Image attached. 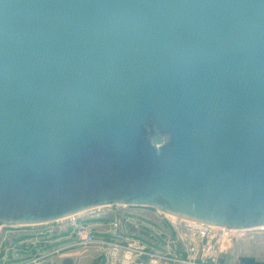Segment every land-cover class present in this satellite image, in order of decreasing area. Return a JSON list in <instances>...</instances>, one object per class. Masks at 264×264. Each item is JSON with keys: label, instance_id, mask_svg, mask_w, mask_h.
I'll return each mask as SVG.
<instances>
[{"label": "water", "instance_id": "water-1", "mask_svg": "<svg viewBox=\"0 0 264 264\" xmlns=\"http://www.w3.org/2000/svg\"><path fill=\"white\" fill-rule=\"evenodd\" d=\"M111 205L264 226V0H0V226Z\"/></svg>", "mask_w": 264, "mask_h": 264}, {"label": "rangeland", "instance_id": "rangeland-1", "mask_svg": "<svg viewBox=\"0 0 264 264\" xmlns=\"http://www.w3.org/2000/svg\"><path fill=\"white\" fill-rule=\"evenodd\" d=\"M137 208L140 207L111 205L87 211L85 214L74 217V220L67 217L57 222L58 226L52 230L54 231L53 234L48 232L46 234H32L28 236V238L32 237V239L39 241L36 242L33 240L26 242L28 247L36 249L34 254L23 250L11 251L7 253V260L5 262L2 261V264L25 262L33 259L32 256L36 257L42 255L43 251L55 248L57 249L50 254L49 258L51 257L56 262H60L65 256H73L77 259V264H105L103 254L98 247L77 244L78 237L75 235V232L78 227L86 225L94 226V234L96 237L107 239H121L119 234L112 232L114 228L111 225L113 223L118 224V227H116L117 232L118 229H121L120 227L122 224L124 226L127 225L128 229L125 230V235H127L128 239L142 242L161 251L163 250L164 241L163 238L159 236L157 230L163 232L162 225L159 223L164 222L162 220L163 218L179 229L182 241L177 246V249L183 253L182 257L184 258L188 256L187 247L192 239L194 245L198 247V251H194V258L198 259V261L208 262V264H264V231L257 229L237 231V234L233 237L231 236L230 239L226 241H222L221 236L217 234L213 239L210 238L209 243L206 238L201 240L200 237L195 236V232L194 237H192L188 228L189 221L185 219L175 218V220L164 216L156 218V216L152 214V212H155L154 209L148 211L139 210ZM137 220L142 223L139 228L136 227V224L140 223ZM50 223H45L43 226L39 225L38 228L47 225L51 226L52 224ZM165 223L169 228L171 227L167 222ZM20 227L21 231L35 230L33 227ZM17 228L19 227L3 226V233L0 235V241H4L2 251H5L7 248L5 242H10L16 237L15 235H17V233H9L7 230H16ZM61 229L64 231H61ZM150 235L153 238H151ZM25 237L27 238V236L23 234L18 235L17 241L13 242L12 245H16L17 242L19 243ZM154 239L159 240L162 245L156 244ZM51 241L52 243H49ZM41 242L46 244H42ZM58 247L61 248L58 249ZM172 248L174 247L172 246ZM167 263L174 264L172 262Z\"/></svg>", "mask_w": 264, "mask_h": 264}, {"label": "built area", "instance_id": "built-area-1", "mask_svg": "<svg viewBox=\"0 0 264 264\" xmlns=\"http://www.w3.org/2000/svg\"><path fill=\"white\" fill-rule=\"evenodd\" d=\"M111 226L114 228L112 232L118 234L116 230L118 224L113 223ZM188 228L192 237H194L195 232V236L200 237L201 240L206 238L209 243L210 238L213 239L217 234L221 236L222 241H226L229 240L231 236L233 237L241 231L230 230L226 227L195 223L192 221H189ZM253 229L264 231V226L255 227ZM2 233L3 226H0V235ZM75 235L78 237L77 244L98 247L110 264H137L141 259H146L148 264H163L167 262H172L174 264H208V262L198 261V259L194 258V251H198V247L194 245L192 239L187 247L188 256L184 258L178 254L156 252L142 243L133 240L128 241L96 237L94 234V226L92 225L78 227ZM50 254L52 253H43L42 255L34 257L29 263L38 264L39 262L47 260Z\"/></svg>", "mask_w": 264, "mask_h": 264}, {"label": "crops", "instance_id": "crops-1", "mask_svg": "<svg viewBox=\"0 0 264 264\" xmlns=\"http://www.w3.org/2000/svg\"><path fill=\"white\" fill-rule=\"evenodd\" d=\"M137 207H140V206H137ZM136 208V207H135ZM142 208H144V209H142ZM137 209H139V210H148V211H152V209H154V211L156 212H152V214H154L155 216H156V218H159V217H161V216H164V217H167V215L168 214H164V213H162V212H160V211H158L157 209H155V208H150V207H140V208H137ZM86 212H84V213H81V214H78V215H75V216H72V217H69V218H74V217H78V216H80V215H82V214H85ZM77 219V218H76ZM61 220H63V219H61ZM164 222H159L161 225H162V228H163V232H160V231H158L157 230V232H158V234H159V236H161L162 238H163V241H164V245H163V250H161V251H159V250H157V249H155V248H152V247H150V246H148V245H146V244H144V243H142V242H140V243H142L143 245H145L146 247H148V248H150V249H152V250H154V251H156V252H159V253H171V254H178V255H181V256H183L182 254V252L180 251V250H178L177 249V246L181 243V239H182V237H181V233H180V231H179V229L177 228V227H175L173 224H170L167 220H165L164 218L162 219ZM58 221H60V220H58ZM58 221H54V222H51L50 224H52L51 226H45V227H41V228H38V226L39 225H41V226H43V225H45V224H39V225H32V226H25V227H33L35 230H33V231H21L20 229H21V227L20 226H15V227H19V228H17L16 230H7L9 233H17V235H15L16 237L13 239V240H11L10 242H5L6 244H7V248L5 249V251H2L3 250V245H4V241H0V264H2V261H6L7 260V253L8 252H11V251H17V250H23V251H27V252H29V253H32V254H34V252L36 251V249L35 248H33V247H28L27 245H26V242H29V241H36L35 239H32V237H29L28 238V236L29 235H32V234H36V235H38V234H46V233H52L53 234V232L54 231H52V230H54L57 226H58ZM137 221H139V220H137ZM171 221V220H170ZM140 222V221H139ZM165 222H167L171 227L169 228L168 226H167V224L165 223ZM128 223H132V222H128ZM174 223V222H173ZM47 224V223H46ZM49 224V223H48ZM111 225V224H110ZM137 226L136 227H138L139 228V226H141L142 225V223L140 222L139 224H136ZM6 227V226H5ZM22 228H24V226L22 227ZM121 229H118V234L121 236V239L122 240H128V241H131L130 239H128V237H127V235H125V233H126V231L125 230H127L128 228H127V225H121V227H120ZM63 229H61V231H62ZM64 231V230H63ZM112 231V230H111ZM21 234H23V235H25V236H27V238L25 237L24 239H22L19 243L17 242V244L15 245V244H13L12 245V243L13 242H15V241H17V237H18V235H21ZM151 236V235H150ZM151 238H153L152 236H151ZM154 241H155V243L156 244H159V245H162V243L159 241V240H155L154 239ZM36 242H39L38 240L36 241ZM138 242V241H137ZM42 244L44 243V242H41ZM49 243H52V241L51 242H49ZM44 244H46V243H44ZM48 244V243H47ZM36 245V244H35ZM66 245H68V244H66ZM66 245H64V246H66ZM174 247V248H172V246ZM59 248H61V247H58V249ZM57 248H55V249H50V250H46V251H43V253H53L55 250H56ZM41 253V252H40ZM33 258H34V256H32ZM103 258H104V260H105V264H110L109 262H108V260H107V258H106V256H104L103 255ZM32 259H30V260H27V261H25V262H21V263H16V264H27V263H29L30 261H31ZM47 260H51L52 261V264H77V259H75L73 256H65L60 262L59 261H54L51 257L50 258H48ZM79 262V261H78ZM12 264V263H11ZM137 264H148V261L146 260V259H141V261L139 260L138 261V263ZM163 264H168V263H163Z\"/></svg>", "mask_w": 264, "mask_h": 264}, {"label": "bare ground", "instance_id": "bare-ground-1", "mask_svg": "<svg viewBox=\"0 0 264 264\" xmlns=\"http://www.w3.org/2000/svg\"><path fill=\"white\" fill-rule=\"evenodd\" d=\"M167 217L171 218V219H175L178 217L172 216V215H167ZM179 219V218H178ZM71 220H74V218H72ZM176 220V219H175ZM14 226H20V225H14ZM260 230V229H259Z\"/></svg>", "mask_w": 264, "mask_h": 264}]
</instances>
